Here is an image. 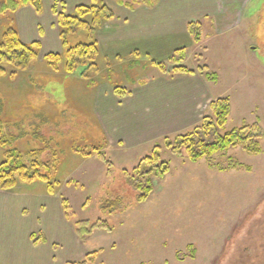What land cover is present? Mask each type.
Returning a JSON list of instances; mask_svg holds the SVG:
<instances>
[{
    "label": "rangeland",
    "instance_id": "1",
    "mask_svg": "<svg viewBox=\"0 0 264 264\" xmlns=\"http://www.w3.org/2000/svg\"><path fill=\"white\" fill-rule=\"evenodd\" d=\"M4 1L0 0V7ZM39 1V10L23 5L14 16L0 15V37L7 20L13 19L24 43L41 45L35 71L21 66L8 79L2 69H13L0 65V98L6 99L10 117L3 122H8L13 134L27 137L29 143L18 145L23 153L37 147L30 142L41 143L31 138L33 128L39 127L41 135L61 147L64 163L52 194L45 183L37 181L20 182L14 190L0 191V215L22 217L24 227L32 233L31 238L37 235V241L43 229H68L74 244L67 241L55 248L57 255L64 257L58 264L84 261L93 253L96 259L90 264H264V0L159 2L156 8H177L178 16L202 27L200 44L190 34V43L183 34L176 38L185 45L187 57L183 65L197 75H174V65L168 57L158 60L169 68L164 73L155 64L162 62L151 63L141 54L107 56L103 47L109 46L108 32L113 24L119 20L124 23L126 17L136 14L116 0H98L96 4H105L114 19L101 28L94 26L92 38L82 35L83 41L100 42L103 52L96 64L84 75L67 74L65 63L60 72H53L45 56L64 53L53 7L69 15L79 5L92 4L93 0ZM123 1L137 10L146 8L131 0ZM213 73L217 76L210 80L204 75ZM16 77L26 82H16ZM159 77L174 78V82L188 77L205 78L211 95L198 122L187 130L157 139L127 143L105 140L94 120L95 96L114 93V85L123 86L127 95L137 83L151 84ZM221 98H229L231 103V114L221 134L257 125L263 134L259 141L261 154L250 155L236 147L216 155L213 162L204 159L192 163L184 151L175 155L165 147L166 137L187 134L201 127L205 118H214L210 104ZM24 106L29 108L27 113L23 112ZM19 109V117H14ZM157 146L161 162L169 164L170 172L162 182L155 180V191L147 202L136 205L135 194L123 173H132ZM95 147L98 154H103L102 159L100 155L82 156ZM3 153L0 147V163ZM232 162L249 170L223 172L211 166L215 163L228 168ZM109 197H123L134 205L127 212L105 216L99 204ZM57 217L64 226L58 224ZM69 253L72 257L66 258Z\"/></svg>",
    "mask_w": 264,
    "mask_h": 264
},
{
    "label": "trees",
    "instance_id": "2",
    "mask_svg": "<svg viewBox=\"0 0 264 264\" xmlns=\"http://www.w3.org/2000/svg\"><path fill=\"white\" fill-rule=\"evenodd\" d=\"M121 6H126L130 10H134L131 3H125L123 0H116ZM133 3L143 4L146 8H155L159 0H131ZM98 0H93L92 4L79 5L76 7L74 14L58 13L57 7L54 6V12L58 17L59 27L61 31V39L64 47V53H49L45 56L47 66L53 72H60L61 66L65 63V72L69 75H76L80 73L84 75L86 70L91 69L99 60L101 54L100 44L97 40L83 41L82 35L85 38H90L93 34L94 26L101 28V26L108 21L114 19V14L109 13V9L105 4H96ZM31 5L39 10L42 5L39 0H6L0 7V15L14 16L15 13L22 7ZM109 10V11H108ZM108 11V13H107ZM7 25L3 28V33L0 37V65L13 69L12 72L6 70L8 79H12L17 74V68L23 66L30 72L37 68L36 59L38 58L41 45L38 42L26 44L21 39L19 32L15 28L14 20H7ZM189 34L194 42L200 44L203 41L202 27L199 23H191L189 25ZM138 56V54H136ZM187 54L185 50H180L169 62L174 65L171 71L174 75L195 74L183 65ZM149 60V59H147ZM151 63L155 61L149 60ZM160 71L168 72L166 63H155ZM203 74V72H201ZM39 79L42 78L40 73H37ZM207 79L216 78L217 74L213 73L210 76L204 74ZM16 82L26 80L15 78ZM115 92L118 96L123 97L126 92L123 86L114 85ZM7 101L5 98H0V138L3 135L4 139L0 140V147L3 149V162L0 163V191H10L17 188L20 182H43L47 185L48 192L52 194L55 192L54 185L57 182L56 177L61 170V165L64 163L62 150L60 146L56 145L51 138H45L40 134V128H33L31 138L35 137L41 140L32 141L34 150L29 153H23L18 150L20 143H29L26 141L27 137L22 134L15 135L9 128L8 122H3L7 117ZM29 108L24 106V113H27ZM210 109L214 114V118H205L201 127H197L194 131L187 134L178 135L174 139L165 138V147L174 153L180 155L185 152L186 156L192 163H198L204 159L213 162V159L218 154H223L231 148L242 147L250 155H259L262 150L260 147V140L263 137L260 127L244 126L240 129H234L225 134L221 131L225 129L228 119L231 114V103L229 98H221L210 104ZM18 110L13 114L14 117H19ZM10 118V117H9ZM19 119V118H18ZM12 123V122H11ZM20 137V138H19ZM106 140V139H105ZM41 144V146H38ZM158 147V148H157ZM152 156H147L141 160L140 164L133 169L132 173L124 171L127 185L135 194L134 204L141 205L147 202L155 191V180L162 182L170 172L169 164L161 162L160 149L157 146ZM97 148L91 151H84L82 156L85 158L92 157L91 155L103 154L96 152ZM61 154V155H60ZM49 156L51 159H43L42 157ZM218 167L221 171L226 172L229 169H246L249 168L232 162L226 168L221 165H211ZM63 204L67 205L64 200ZM133 203L126 202L123 197H109L100 201L99 209L105 216H113L119 213L127 212ZM96 253L90 254L87 259L80 262L69 264H90L96 259Z\"/></svg>",
    "mask_w": 264,
    "mask_h": 264
},
{
    "label": "crops",
    "instance_id": "3",
    "mask_svg": "<svg viewBox=\"0 0 264 264\" xmlns=\"http://www.w3.org/2000/svg\"><path fill=\"white\" fill-rule=\"evenodd\" d=\"M145 9L131 10L136 13L134 17L113 24L112 31L108 32L109 46L103 47L107 56L141 54L146 59L163 62L158 60L167 57L169 60L178 51L185 50V45L176 42V38L183 34L190 43L187 36L190 23L176 14L177 8ZM174 80L159 77L152 79L151 84H142V81L123 97L115 91L95 96L94 120L102 136L127 143L172 135L196 124L211 95L205 78ZM56 221L64 226L60 218ZM25 224L22 217L14 214L0 215V264H58L64 257L58 256L55 248L67 241L74 244L68 229H43L37 241V235L31 238L32 233L26 230ZM71 254L66 258H71Z\"/></svg>",
    "mask_w": 264,
    "mask_h": 264
}]
</instances>
